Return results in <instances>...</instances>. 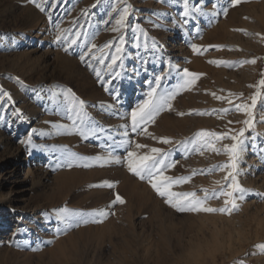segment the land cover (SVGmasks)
Masks as SVG:
<instances>
[{
	"label": "rangeland",
	"instance_id": "rangeland-1",
	"mask_svg": "<svg viewBox=\"0 0 264 264\" xmlns=\"http://www.w3.org/2000/svg\"><path fill=\"white\" fill-rule=\"evenodd\" d=\"M43 6L41 12L30 0H0V91L8 93L0 96V264H264V252L255 247L264 244V99L253 110L254 127L245 132L239 164L238 182L248 194L232 215L177 212L126 167L136 143L147 146L138 154L172 149L176 166L165 174L173 177L226 163V156L210 152L185 159L183 143L176 142L201 130L233 135L245 127L248 117L234 106L250 104L261 91L264 0H242L235 7L230 0H188L187 23L184 0H46ZM125 6L130 15L114 32ZM57 25L63 30L60 40ZM72 39L77 43L70 44ZM121 44V61L110 70ZM92 45L102 64L92 55L81 60ZM253 59L255 64L245 63ZM184 69L199 75L193 89L177 95L171 110L147 126L151 135L132 132L131 111L155 87V77L163 76L158 94H166L177 88ZM213 93L233 94L232 104ZM72 97L84 103L87 138L72 129L68 117L75 112L67 111ZM222 109L230 111L220 114ZM121 141L131 147L118 146ZM67 153L80 163L111 153L120 163L68 168ZM224 175H196L173 191H211ZM105 181L114 187H93ZM117 194L124 204H112ZM6 197L14 200L12 206ZM209 206H223V198ZM8 207L18 209L12 213ZM62 209L84 214L89 222L77 217L79 226L68 227L57 219ZM98 209L109 215L93 223L87 214Z\"/></svg>",
	"mask_w": 264,
	"mask_h": 264
},
{
	"label": "snow or ice",
	"instance_id": "snow-or-ice-1",
	"mask_svg": "<svg viewBox=\"0 0 264 264\" xmlns=\"http://www.w3.org/2000/svg\"><path fill=\"white\" fill-rule=\"evenodd\" d=\"M34 6L43 12L44 6L43 2L46 0H42L41 3H37L36 0H30ZM242 0H230L231 6L235 7L240 4ZM184 11L183 17L184 23H187V18L190 15V9L188 7V0H184ZM116 11V9H114ZM131 9L128 6L123 7L122 11L119 12V17L115 19V25L112 28V31L119 32L125 26V23L130 15ZM224 14H227V9H223ZM58 28V35L56 37L57 40L61 39V34L63 30ZM247 35V33H244ZM77 38L79 37V33L76 34ZM146 35V34H145ZM123 40V37H120ZM77 39H72L70 44H76ZM155 43V42H153ZM111 44H105L104 48H109ZM96 48V45H92L91 48L88 49L87 53L81 54V60L83 61L85 55H92V59L99 60L102 64L104 61L99 57L93 55V49ZM191 49L193 53H199L200 49L195 45H191ZM67 51V48H65ZM103 54V49L100 50ZM123 51V46L117 45L115 47V54L111 56V63L107 65V67L111 70L114 65L117 64L118 61H121L120 54ZM211 64H215L217 66L221 64H225L228 67H231V64H227V62L223 61H209ZM245 63L255 64L256 60L245 61ZM91 66V65H89ZM99 77L100 73H96ZM168 73H164L167 75ZM120 75L119 72H116V76ZM264 76V73L261 74ZM163 79L162 75H157L155 77V87H151L148 93L146 94V99L143 100L142 103L138 104L134 110L131 111L130 119H131V131L137 134H147L151 135L147 131V126L150 123H154L156 117L160 114V112L164 110H171L172 108V100L176 98L182 91H191L196 84V81L199 79V75L195 73L189 72L187 69L183 70L181 81L178 84L177 88L168 93H160L158 94L161 81ZM257 87L261 91H257L254 95H252L249 99L251 103H238L235 104L234 110L238 113H243L248 118L243 120V124L245 127L239 129L233 135H229L228 133H216L201 130L194 134V136L190 140H186L183 142H176L177 145L183 143V155L184 158L187 159L192 154H198L203 156L206 152L214 153L216 155H224L227 157L226 163L222 165H215L208 169L198 170L192 169L189 175L173 177L170 175H166L165 173L174 168L176 166V161L172 159V149L165 151L161 148L152 147L148 150V152L144 154H138L137 150L144 149L147 146L144 144L136 143L135 149L127 152L126 157V167L128 171L138 177L142 181H146L150 187L155 191V193L163 199V202L169 207L173 208L177 212H189V213H207V214H221V215H232L234 212L239 211L240 205L238 201H243L245 196L248 194V190L244 189L238 182L239 172V164L241 162V154L245 150V132L248 129L254 127V114L253 110L256 108L258 99H264V78H262ZM107 91V88L105 89ZM8 93L0 91V96H7ZM68 96H71L70 92L67 93ZM213 97L217 100L227 99V102L232 104V95L228 94V97L216 96L215 93L212 94ZM236 99H240V97H236ZM111 107V106H109ZM84 103L83 101L75 100V97L71 98L67 111L71 114L75 112V116L69 115V120L72 121V129L78 132L82 137L87 138L88 132L82 127L85 124V121L89 119L83 113ZM230 109H222L220 114L229 112ZM179 115H184V113H178ZM197 115H205L206 113H196ZM218 114V116L220 115ZM79 121V123H77ZM229 123H232L229 121ZM54 127H60L59 125H54ZM94 134V133H93ZM124 136H127L128 133L124 132ZM152 139L157 140L158 143L171 145L173 141L167 138H156L152 137ZM231 140L230 144H222V147H217V143L222 142L224 140ZM26 147H31V141L25 140L22 141ZM118 146H124L126 148L131 147V142L129 141H121V144ZM80 157L76 156L73 153H67L65 157V165L68 168L73 166L76 167H84L89 168L93 166V163H99V166L103 167L107 163H120L118 159H114L111 157V153H109L108 157H100L96 156L93 159V162H83L80 163ZM220 171L224 172L222 181L217 180L214 181V187L211 191L208 189H201L198 193L197 191H186V192H176L173 191L175 187H180L185 184H188L192 181L193 177L196 175H212L213 173ZM218 186V187H216ZM93 187H106L113 188L114 185L107 181L103 182L100 185H93ZM200 193H203L202 195ZM223 198V206L221 207H210L209 201L216 199L219 200ZM124 204L125 201L117 194L115 199L112 201V204ZM93 219L91 222L100 223L102 219L107 218L109 212L105 209H98L93 211L92 213L87 214ZM77 217L83 220L84 223H88V219H84V214L81 213H70L66 209H62L57 214V219L61 222L68 225V227H78L79 220ZM99 217L101 219H95ZM70 221H73L70 223ZM66 229H58V234L65 232ZM50 243V242H49ZM256 249L264 252V244L256 245ZM34 250H39L34 249ZM234 264H242V261L234 262Z\"/></svg>",
	"mask_w": 264,
	"mask_h": 264
},
{
	"label": "bare ground",
	"instance_id": "bare-ground-1",
	"mask_svg": "<svg viewBox=\"0 0 264 264\" xmlns=\"http://www.w3.org/2000/svg\"><path fill=\"white\" fill-rule=\"evenodd\" d=\"M196 65H197V64H196ZM194 68H195V67H194ZM198 68H200L202 71H204V74H205V73L208 74V72H207V68H206L204 65L199 64V65H198ZM208 71H209V69H208ZM207 77H208V76H207ZM217 79H218V78H217ZM219 80H220V79H219ZM203 82H204V81H203ZM209 85H210V84H209ZM208 87H209V86H208ZM215 89H216V88H215ZM182 129H183V128H182ZM170 132H171V131H170ZM172 132H173V131H172ZM179 135H180V134H179ZM244 154H245V153H244ZM252 154L255 155V149H253ZM11 194H14V193L11 192L10 195H11ZM10 195H9V196H10ZM9 196H8V197H9ZM6 198H7V197H6ZM6 198H5V200H7V199L9 200V202H8V206H12V203L14 202V200H12L11 198H10V199H9V198L6 199ZM143 201H144V200H143ZM7 209H9V210L13 213L14 211L16 212L18 208H16V207H8ZM112 230H113V229H112ZM57 246H58V245H57ZM57 246H56V248H59V247H57ZM57 250H58V249H57Z\"/></svg>",
	"mask_w": 264,
	"mask_h": 264
}]
</instances>
